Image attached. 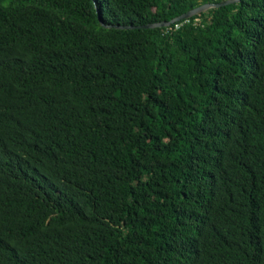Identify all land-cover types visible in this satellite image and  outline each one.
Instances as JSON below:
<instances>
[{
  "label": "trees",
  "instance_id": "trees-1",
  "mask_svg": "<svg viewBox=\"0 0 264 264\" xmlns=\"http://www.w3.org/2000/svg\"><path fill=\"white\" fill-rule=\"evenodd\" d=\"M204 4L0 0V264H264V0L101 25Z\"/></svg>",
  "mask_w": 264,
  "mask_h": 264
},
{
  "label": "water",
  "instance_id": "water-1",
  "mask_svg": "<svg viewBox=\"0 0 264 264\" xmlns=\"http://www.w3.org/2000/svg\"><path fill=\"white\" fill-rule=\"evenodd\" d=\"M241 0H226V1H222L219 2L217 4H204L198 8H195L179 17L174 18L173 20L169 21V22H161V23H156V24H149V25H143V26H138V27H134V26H111V25H105L101 22V25L105 28H115V29H134V28H143V29H155V28H164L167 26H170L176 22L185 20V19H190L202 12H205L209 9H216V8H221V7H225L227 5H232V4H238L240 3ZM97 12V16H98V20H100V12L99 10L96 11Z\"/></svg>",
  "mask_w": 264,
  "mask_h": 264
},
{
  "label": "built area",
  "instance_id": "built-area-1",
  "mask_svg": "<svg viewBox=\"0 0 264 264\" xmlns=\"http://www.w3.org/2000/svg\"><path fill=\"white\" fill-rule=\"evenodd\" d=\"M209 1L211 2V4H217V3L221 2L222 0H209ZM190 19H185V20H182V21L174 23L175 24V30L180 29L184 24L190 23ZM199 23L201 24V20L200 19H196L195 22H194V25H200ZM172 25L167 26L166 28L167 29H171Z\"/></svg>",
  "mask_w": 264,
  "mask_h": 264
}]
</instances>
